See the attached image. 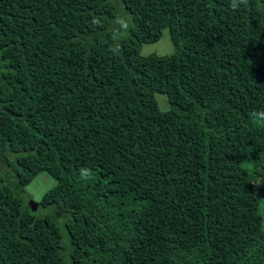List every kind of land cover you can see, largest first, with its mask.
<instances>
[{
  "label": "trees",
  "instance_id": "obj_1",
  "mask_svg": "<svg viewBox=\"0 0 264 264\" xmlns=\"http://www.w3.org/2000/svg\"><path fill=\"white\" fill-rule=\"evenodd\" d=\"M120 2L0 0V264H264V0Z\"/></svg>",
  "mask_w": 264,
  "mask_h": 264
},
{
  "label": "rangeland",
  "instance_id": "obj_2",
  "mask_svg": "<svg viewBox=\"0 0 264 264\" xmlns=\"http://www.w3.org/2000/svg\"><path fill=\"white\" fill-rule=\"evenodd\" d=\"M111 1L114 4L115 9L117 11V13L115 14L116 17L113 20L112 24L118 25L120 27V25L117 23V20L120 18L125 19L129 23L128 29L125 31L124 29H122L120 27V32L118 34L119 37H126V36H128L129 29L132 25V17L123 8L120 0H111ZM174 51H175V48H174V46L170 40L169 31L167 29H165L163 31L162 38L158 42L152 43V44H143L140 48V54L142 56H150V55L166 56V55L172 54ZM155 98H156L161 110L165 111V110L169 109L168 101L164 95L156 94ZM0 174L4 175L5 178H7V180L10 181V179H9L10 175L6 170V166L3 165L2 163H0ZM16 183H17L16 179L14 178V180L12 182H10L9 185H11L13 187V185H15ZM54 185H55V182L52 178L46 176L45 174L38 175L33 180V182L25 188L24 192L19 194V196L21 197V199L23 201V205L27 206L29 201H34L35 203L38 204L41 201L43 195L48 190H50ZM52 209H53V207L40 208L38 210L37 214L38 215L48 214V212L51 211ZM56 222H57L59 229H60V232H61L62 244H64V242L67 239L66 238V236H67L66 232L62 229L61 225H59V222L58 221H56Z\"/></svg>",
  "mask_w": 264,
  "mask_h": 264
},
{
  "label": "clouds",
  "instance_id": "obj_3",
  "mask_svg": "<svg viewBox=\"0 0 264 264\" xmlns=\"http://www.w3.org/2000/svg\"><path fill=\"white\" fill-rule=\"evenodd\" d=\"M248 4V0H231L230 2V8L233 10H238L240 8V6H247ZM117 23L120 25V27L122 29H124L125 31L128 29L129 27V23L125 20V19H118ZM253 117L256 119H259L261 121H264V110H260V111H253Z\"/></svg>",
  "mask_w": 264,
  "mask_h": 264
},
{
  "label": "water",
  "instance_id": "obj_4",
  "mask_svg": "<svg viewBox=\"0 0 264 264\" xmlns=\"http://www.w3.org/2000/svg\"><path fill=\"white\" fill-rule=\"evenodd\" d=\"M28 206H29V208H30V210H31L32 212H36L37 209H38V204L35 203L34 201H29V202H28Z\"/></svg>",
  "mask_w": 264,
  "mask_h": 264
}]
</instances>
